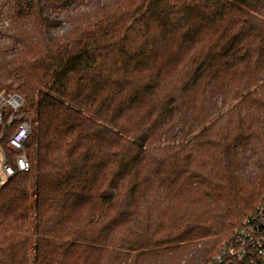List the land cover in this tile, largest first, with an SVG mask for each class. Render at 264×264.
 <instances>
[{
  "label": "trees",
  "instance_id": "16d2710c",
  "mask_svg": "<svg viewBox=\"0 0 264 264\" xmlns=\"http://www.w3.org/2000/svg\"><path fill=\"white\" fill-rule=\"evenodd\" d=\"M0 40V264H207L256 209L264 0H0Z\"/></svg>",
  "mask_w": 264,
  "mask_h": 264
},
{
  "label": "built area",
  "instance_id": "2783aa9c",
  "mask_svg": "<svg viewBox=\"0 0 264 264\" xmlns=\"http://www.w3.org/2000/svg\"><path fill=\"white\" fill-rule=\"evenodd\" d=\"M22 98L13 93L8 99L0 92V124L4 110L10 106L12 114L22 106ZM13 120L11 115L6 125ZM31 132L30 121L24 120L17 124L9 138L10 146L18 153L15 166L20 172L29 168L24 150V143ZM0 186L14 175L13 167L5 162L0 151ZM207 264H264V194L256 207L242 221L241 225L222 242Z\"/></svg>",
  "mask_w": 264,
  "mask_h": 264
},
{
  "label": "rangeland",
  "instance_id": "374dc122",
  "mask_svg": "<svg viewBox=\"0 0 264 264\" xmlns=\"http://www.w3.org/2000/svg\"><path fill=\"white\" fill-rule=\"evenodd\" d=\"M0 42H1V40H0ZM1 93H3L4 95H5V98L6 99H8L13 93H11L10 92V94H8V95H6V93H5V91H2ZM23 103V102H22ZM11 112V108H10V106L9 107H7L6 109H5V114L7 115V114H9ZM0 166H1V162H0ZM222 244V243H221ZM221 244H219V246L221 245ZM219 246H217V248L219 247ZM217 248L215 249V250H217ZM215 253V252H214ZM213 256V255H212Z\"/></svg>",
  "mask_w": 264,
  "mask_h": 264
}]
</instances>
